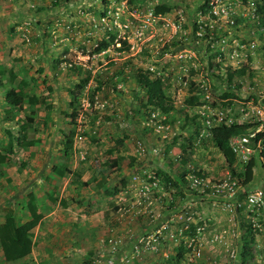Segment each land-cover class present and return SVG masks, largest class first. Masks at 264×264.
Segmentation results:
<instances>
[{"label": "rangeland", "instance_id": "rangeland-1", "mask_svg": "<svg viewBox=\"0 0 264 264\" xmlns=\"http://www.w3.org/2000/svg\"><path fill=\"white\" fill-rule=\"evenodd\" d=\"M211 4L226 5L234 13L216 19ZM260 4L262 0H0V66L12 70L18 81L24 78L28 93L51 106L47 114L44 106L24 102L18 118L22 122L25 115L34 116L36 123L25 133L34 145H15L7 163L0 164V222L4 208L18 212L22 222L28 220L30 193L43 216L33 231V254L9 264H175L177 254L182 256L178 264H242L245 244L250 252L243 264H264V206L250 208L244 202L246 192L264 186V166L251 162L254 177L247 183V167L237 161L228 166L210 138L198 137L204 125L193 108L202 98L194 91L201 83L210 89V99L220 102L211 109L223 108L226 92L264 97V74L254 72L264 54ZM159 5L170 8L167 14H156ZM243 12L250 14L242 17ZM101 42L108 44L106 49L95 52ZM138 74L162 83L172 110L144 107ZM4 82L11 87L17 83H9L7 73ZM70 90L76 92L78 115L72 127L67 117ZM3 106L0 89V153L7 132L22 136L18 124L5 121ZM237 111L235 102L236 118ZM252 120L233 124L245 126L237 134L257 127ZM158 124L169 128L165 139L155 132ZM72 130V153L65 159L62 142ZM187 138L193 147L186 155L180 144ZM116 159L118 166L110 167ZM63 163L81 177H55L52 166ZM157 170L185 177L176 188ZM158 179L157 187L143 190L145 182ZM226 179L239 187L238 208L216 190ZM194 180L200 184L192 186ZM111 237L120 238L125 251L144 237L146 249L113 255ZM192 242L198 255L189 247ZM0 264H6L1 251Z\"/></svg>", "mask_w": 264, "mask_h": 264}, {"label": "trees", "instance_id": "trees-1", "mask_svg": "<svg viewBox=\"0 0 264 264\" xmlns=\"http://www.w3.org/2000/svg\"><path fill=\"white\" fill-rule=\"evenodd\" d=\"M258 7L260 13L263 15V18H261V21L263 23L264 0H262V4L258 5ZM169 9L170 8L168 6L159 5L156 7L155 12L156 14H164L167 13ZM235 21L238 22V19H236ZM107 45L108 44L106 42H101L95 49V52H100L105 50ZM6 73L10 79L9 83L17 82L16 86L11 87L9 86V84L4 82ZM231 77L232 75L229 74L228 75L229 81H231ZM136 83L142 89V92L146 97V102L144 105L145 108L148 106L153 108H159L164 113L165 112L168 113L170 110L173 109L172 101L170 97H168L164 93L162 89V83L159 80H151L150 77L146 75L138 74L136 75ZM29 88L30 86L27 84L24 78H21L18 81V76L14 74L12 70H6L5 68H3V66H0V89L3 90V94H4V106H3L4 109L3 111L5 115L4 119L9 124H13V123H16V125L18 124L19 125L18 133L22 135L18 138H14L10 132H7L8 141L1 148L3 152L0 153V164L4 165L7 163L9 155H12L14 153L15 145L21 148H28L34 145V142L25 140V133L29 128L33 126V124L36 123L34 116L30 114L25 115L22 122H20L18 118L19 117L18 115L23 110L24 102L26 101L27 104L31 107L44 106L47 114L51 109L50 104L47 102L45 98H39L34 95H30L28 93ZM225 95L226 97H234V94L231 92H226ZM69 96L71 97V100L68 103V106L71 107L72 110L69 114H67L68 115L67 117L70 119L69 124L70 127H72L74 125L73 123L74 120L78 116L76 111V105H77L76 92L74 90H70ZM183 127H187V126L183 125ZM244 128L245 126H241V127L221 126L212 130V136L210 138V141L213 144V146L216 147V149L221 153L223 159L225 160L228 166H232L236 161L234 154L228 147V139L232 135L237 134L239 131L243 130ZM191 139L192 138H187L185 142H182V144H180V150L183 154L187 155L188 149L193 147L191 143ZM72 141H73V130L67 132V134L64 135V140L62 142V151H63L62 153L65 159L70 158V155L72 153L71 152L73 146ZM111 153L112 152H109V154ZM263 157H264V153H263ZM186 162H187L186 158L183 157L182 164L185 165ZM118 163L119 160L116 159L111 163L110 167H117ZM252 169H253L252 164H250L247 166L244 172V176L246 177L247 183L250 182L254 177V172ZM157 171H158L157 173L159 174V176H161L164 182H169L170 185L176 188L179 187L180 180L185 177L184 174H182L180 175V178H176L174 176L165 174L166 173L165 171L162 170H157ZM51 173L59 179H63L66 176L76 177L77 179L81 177V174L72 172L66 163L52 166ZM80 185L87 186L86 183H81ZM116 192L117 190L112 191L110 193V196H112ZM36 201H37L36 196L33 193H30L28 195V200L25 206V210L28 214L29 219L26 220L25 222H22L18 212H15L10 208H4L3 220L0 222V251H1L3 263L6 264L15 263L21 259L26 258L31 254L33 247L35 245L33 241V231L36 227H38L41 224L43 218V216L38 211ZM247 230L250 233L249 228ZM244 249H245V253H243ZM249 252L250 251L247 248L246 244L245 246H242L241 256L244 259V262L245 259L248 257ZM116 254L120 257L125 253L122 254L121 251H118ZM118 256L117 258H119ZM181 257L182 256L180 254H177L174 263L178 264L180 262Z\"/></svg>", "mask_w": 264, "mask_h": 264}, {"label": "built area", "instance_id": "built-area-1", "mask_svg": "<svg viewBox=\"0 0 264 264\" xmlns=\"http://www.w3.org/2000/svg\"><path fill=\"white\" fill-rule=\"evenodd\" d=\"M241 7V5L239 6ZM211 13L218 19L217 17H227L229 13H234L231 11V8L224 5V6H217L211 4ZM238 13L241 11L237 10ZM245 12L239 14L242 17H248L249 12ZM167 14V13H164ZM163 15V14H157ZM252 20L257 18L256 9L250 14ZM207 26V25H206ZM204 26V27H206ZM263 26V25H262ZM210 27V26H209ZM261 27V26H259ZM211 28V27H210ZM258 33L262 34L263 36V45H264V27H261L260 30L258 29ZM224 43V42H222ZM264 50V46H261ZM252 48V47H251ZM225 47L221 48V51H224ZM235 51V50H234ZM181 56V55H180ZM182 57V56H181ZM254 59H252L253 61ZM261 62L259 63L258 67H254V72L259 74H264V54L263 57L260 59ZM253 67V64H252ZM264 85V82H263ZM264 90V88H262ZM261 89V90H262ZM195 92H200L202 94V98L197 101V104L193 106L196 110V113L200 116L198 120L201 122V125H204V128L201 129L198 137L202 140L205 138H211L212 130L221 127V126H233V124L241 125V119H248L250 120L253 118L251 122H256L258 125L253 129L247 128L244 133L241 134H234L228 139V147L234 154L236 161L240 164V166L247 167L251 162H256L259 165L264 166V97H260L258 100L253 95H248L244 97V92H239L236 96L234 95V100L231 97L221 99V103L223 104V108L218 109H211L214 103L220 105L216 99H210V89L205 86L203 83L196 84L194 87ZM226 91V90H224ZM248 91V90H247ZM246 92V91H245ZM236 102V109L238 118L232 114V105ZM235 117V118H234ZM155 115H152V119H155ZM152 123V122H150ZM149 123V124H150ZM148 124V125H149ZM167 126L157 125L155 132L160 134L159 136L163 139L167 136L168 131ZM159 184V179L155 182H145L144 189L146 192L151 191L153 187H157ZM198 183L196 180L192 182V186H197ZM216 190L225 193V200L231 201L236 204V207H240L241 205L238 204V200L240 197L241 192H239V187L236 185V181H230L228 179L220 182L216 186ZM244 202L250 208H259L264 206V186L262 188H254L250 191L246 192ZM148 196L147 193L145 197ZM236 208V209H237ZM144 237L139 238L136 242H134L133 246H131V252L139 253L140 250L146 249L144 243ZM110 253L116 254L119 250V247L122 244V240L120 238H110L108 240ZM193 246V247H192ZM195 242L189 244V247H192L194 253H196L195 249ZM199 254L198 252L196 253ZM111 263H114L113 261Z\"/></svg>", "mask_w": 264, "mask_h": 264}, {"label": "crops", "instance_id": "crops-1", "mask_svg": "<svg viewBox=\"0 0 264 264\" xmlns=\"http://www.w3.org/2000/svg\"><path fill=\"white\" fill-rule=\"evenodd\" d=\"M50 187H51V186H50ZM129 247H130V248L128 249V252H129V250H131V244H130V246H129ZM127 248H128L127 246L123 245L122 247H119V250H118V251H121V252H122V254H123V253H125V254H126V253H127V251H126V252H124V251H125V249H127ZM33 249H34V247H33ZM33 251H34V250H32V252H31V254H30V255H32V254H33ZM119 253H120V252H119ZM129 254H130V253H129ZM129 254H128V255H129ZM30 255H29V256H27V257H30ZM27 257H26V258H27ZM26 258H24V259H26ZM24 259H21V260H19V261H23Z\"/></svg>", "mask_w": 264, "mask_h": 264}]
</instances>
